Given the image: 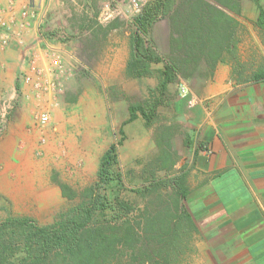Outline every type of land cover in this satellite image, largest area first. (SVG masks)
Returning <instances> with one entry per match:
<instances>
[{"label": "crops", "instance_id": "0c3cea01", "mask_svg": "<svg viewBox=\"0 0 264 264\" xmlns=\"http://www.w3.org/2000/svg\"><path fill=\"white\" fill-rule=\"evenodd\" d=\"M172 2L164 13L167 20L152 29L160 62L150 65V76H127L133 54L127 44L105 54L117 62L120 75L130 79L129 85L122 79L116 82L108 105L110 123L121 137L115 183L179 185L184 193L181 205L195 222L194 237L202 239L209 264H264V30L256 26L258 9L254 4L257 10L250 13L249 0H233L228 9L213 5L232 20L233 36L221 51L193 53L172 33L170 17L180 1ZM20 4L22 0H17L16 10ZM252 28L257 35L251 43ZM27 35L36 47L35 29ZM165 65L175 68V81L159 95L155 71H163ZM181 87L188 90L187 98L181 97ZM69 98L64 99L66 105L74 103ZM189 98L196 100L195 106L187 105ZM144 103L155 107L149 122L139 112L131 121L130 107ZM16 141H28L27 133L11 130L5 136L0 146V185L23 181L63 185L35 174L39 163L30 157L31 147L17 148ZM111 145L102 154L88 153L95 182L101 158ZM19 166L30 172L22 174Z\"/></svg>", "mask_w": 264, "mask_h": 264}, {"label": "rangeland", "instance_id": "374dc122", "mask_svg": "<svg viewBox=\"0 0 264 264\" xmlns=\"http://www.w3.org/2000/svg\"><path fill=\"white\" fill-rule=\"evenodd\" d=\"M208 1L213 4L201 7L198 3H192L184 6L175 18V28L186 43L192 39L190 28L198 25L199 31L195 33L198 42L185 45V49L193 53L198 50L212 54L215 50V46L210 44L214 43L211 31L217 15L213 5H217V1ZM249 2L250 13H253L257 9L252 0ZM24 3L46 12L41 30L63 51V65L70 72L63 78V91L52 102L50 125L40 129L35 114L46 107V102L35 99L30 87L19 81V75L26 66V51L34 50L35 42L28 38L27 33L22 47L13 45L0 53V113L2 101H11L13 105L8 117L0 122V146L9 131L22 129L27 133L28 141H16L14 146L31 147L30 157L39 163L35 174L41 173L50 182L67 186L77 197L73 200L64 198L58 185H26L24 181L22 185H0V224L8 219L26 217L39 226H51L61 217L75 212L80 203L79 196L89 187H95L101 199L111 205L115 199L127 201L137 211L153 201L157 194L170 195V189L160 188L144 200L133 191H143L144 188L154 190V187L119 185L115 181L96 184L95 166L88 161V153L102 154L109 145L118 146L120 143L118 128L110 123L108 105L113 100L116 82L122 79L129 85L130 79L120 75L117 62L106 55L109 51L118 50L121 43L127 44L128 50L132 47L135 14L129 0H22ZM153 3L154 0H141L142 8ZM261 3L264 8V0ZM201 10L202 17L197 22L195 13ZM166 20L164 15L158 13L148 34L143 37L144 46L148 48L150 45L156 54L152 29ZM115 26L118 28L113 30ZM256 35V30L252 28L251 43ZM254 47L250 45V49ZM106 57L109 59L106 60ZM153 79L156 82V78ZM66 98H73L74 103L66 105ZM19 167L22 174L24 171L30 172L25 166ZM105 214L108 217L111 215L109 208ZM178 264H209L202 239L194 236L190 239Z\"/></svg>", "mask_w": 264, "mask_h": 264}, {"label": "trees", "instance_id": "16d2710c", "mask_svg": "<svg viewBox=\"0 0 264 264\" xmlns=\"http://www.w3.org/2000/svg\"><path fill=\"white\" fill-rule=\"evenodd\" d=\"M173 0H154L152 5L143 7L135 16V33L131 37L133 54L127 64V76L142 78L150 76L151 64L160 62L154 50L144 46L143 37L148 34L155 16L168 13ZM222 8H230L233 0H216ZM259 15L256 26L264 30V9L260 0H252ZM200 0H180L172 14V33L180 36L175 28V18L184 6ZM201 14V15H200ZM197 22L202 10L195 13ZM211 31L216 50L221 51L233 36V22L220 10L217 11ZM197 24L190 28L193 34L187 45L198 42ZM210 43V41H209ZM185 48V46H184ZM175 68L164 67L157 74L156 92L161 95L169 84L175 81ZM260 77H254L257 79ZM154 104L153 106H155ZM155 108V107H154ZM153 107L132 106L130 120L139 112L148 123ZM117 145L112 144L103 154L97 173L96 184H106L118 180L115 174L118 166ZM154 190L144 188L134 190L146 199L155 190L171 188L168 196L155 195V199L145 204L143 209L135 210L127 201L114 200L112 205L101 199L95 187L85 189L80 203L72 215L61 217L51 226H39L33 219H8L0 224V264H178L179 257L189 245L190 239L198 232L193 218L181 205L184 193L179 185H150ZM61 194L68 200L77 196L65 185H58ZM103 200V201H102ZM109 208L111 215L106 216Z\"/></svg>", "mask_w": 264, "mask_h": 264}, {"label": "built area", "instance_id": "2783aa9c", "mask_svg": "<svg viewBox=\"0 0 264 264\" xmlns=\"http://www.w3.org/2000/svg\"><path fill=\"white\" fill-rule=\"evenodd\" d=\"M132 13L141 12V0H129ZM45 11L37 9L34 5L24 3L16 10V0H8L4 5L0 0V53L15 45L22 47L24 37L32 28L38 37V45L33 50L26 51L24 62L25 69L19 75L21 84L28 85L35 99H44L46 107L35 114L37 127L44 129L52 121L51 106L55 96L63 91V78L70 72L63 65L60 47L55 45L45 35L41 28L45 19ZM182 98L188 97V90L180 88ZM196 100L189 98L187 105L193 107ZM13 109L11 101H2L0 122H3Z\"/></svg>", "mask_w": 264, "mask_h": 264}]
</instances>
